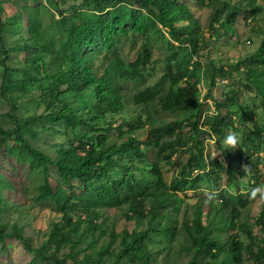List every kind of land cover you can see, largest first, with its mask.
I'll return each instance as SVG.
<instances>
[{"label":"rangeland","instance_id":"374dc122","mask_svg":"<svg viewBox=\"0 0 264 264\" xmlns=\"http://www.w3.org/2000/svg\"><path fill=\"white\" fill-rule=\"evenodd\" d=\"M160 1L189 9L194 22L181 19L175 27L193 30L198 39L196 50L174 39L157 22V10L140 0L105 1L102 10L93 0H0V125L9 131L23 127L32 148L53 162L73 144L88 143L105 134L109 136L108 148L133 137L144 154L143 158L116 154L118 167L109 170L113 180H127L135 187L136 201L126 184L120 189L118 202L104 205L97 188L112 185L111 180H95L91 187L81 179L65 182L54 163L48 165V171L55 195L43 199L44 165L22 143L0 137V264H73L71 245L59 247L55 228L64 223L66 203L80 205L82 201L89 207L70 212L75 222L82 221V242L75 249L80 264L94 263L103 249L108 252L102 264H127L126 259L118 260L120 239L114 242L124 230L149 231L150 264H189L196 248L187 226L193 227L198 208L202 209L201 222L211 231L218 248L236 237L243 245V264H264V259L256 256L264 248V207L249 200L251 189L264 185V72L254 75L264 69V0ZM223 2L241 9L235 21H228L222 13L216 15ZM100 19L106 22L104 29L92 34L90 43L78 51L84 67L119 99L117 112L101 103L91 88L64 97L89 127L74 129L65 121L53 122L46 118L44 89L50 88V77L63 91L68 89L64 47L76 27ZM9 22L12 24L6 30ZM21 22L24 25L17 30L14 24ZM28 26L52 44L41 51L44 61L31 69V75L27 60L36 56L37 44ZM145 46L148 55L144 54ZM3 47L12 51L7 62L12 72L6 77L1 63ZM19 47L24 50H14ZM169 64L185 75L179 88L193 89V105L200 104L202 109L193 106L183 111H160V101L170 86L169 79L162 80ZM126 73L137 77L126 78ZM31 77L38 82H31ZM148 88L153 89L152 100L137 104L135 96ZM232 99L236 105H231ZM62 108L58 105L54 111ZM218 113L228 121L222 141L229 132L239 137L233 155L240 154L241 160L232 158L235 176L226 171L227 162L216 137L204 125ZM28 120L31 124L25 126ZM177 122L183 126L169 134L168 126ZM195 123L201 132L193 129ZM200 153L206 166L194 170L189 159ZM216 159L218 165L214 166L210 162ZM154 165L159 166L169 187L183 179L189 182L186 192H169V202L152 213L153 197H140L137 184L154 188ZM244 165L252 168L250 176L240 175ZM208 196L215 197L211 205L204 203ZM235 207L239 213L231 221L229 212ZM93 222L97 227L91 230ZM215 253L202 249L196 264L224 263L226 254ZM226 264L235 263L231 260Z\"/></svg>","mask_w":264,"mask_h":264},{"label":"trees","instance_id":"16d2710c","mask_svg":"<svg viewBox=\"0 0 264 264\" xmlns=\"http://www.w3.org/2000/svg\"><path fill=\"white\" fill-rule=\"evenodd\" d=\"M111 1V0H93L96 7L102 10L103 2ZM146 6H153L157 10V14L155 15L157 22L168 31V33L177 41L181 43H189L193 46L194 50L198 45V39L192 33L193 30L191 28H183L178 29L175 27L176 23L179 20L186 21L188 23L194 22L193 17L189 9L185 5L169 3L166 1L160 0H140ZM0 10L3 13V9L0 7ZM224 14L228 21L232 22L242 13L240 8L231 7L229 4L223 2L221 7V12L217 11L216 15ZM12 22H9L6 30L9 29V25ZM24 25V22L16 23L14 26L17 30H20ZM104 25L106 22H103V19L98 21L89 22L84 26L76 27L73 31V34L70 40L65 45V66L69 67L68 71L64 74L65 81L68 84V89L63 91L61 85L58 81L53 80L50 77V88L44 89V104L47 107L48 113L46 118L50 119L53 122H61L65 121L67 124L77 129L82 126H88V121L85 119H81L76 113L75 109L68 103V101L64 98L66 93H84L85 91L95 88L96 97L98 100L104 105L109 106L110 110H114L117 112L115 108L117 102H119L118 98H113V93L107 87H104L102 83H98L96 76L93 72H89L80 61V53L78 48L84 47L90 43L91 35L100 32L104 29ZM198 28V27H196ZM28 29L31 30V35L35 38L36 45V56L27 60L28 68L27 72L31 75V69L37 67L39 64L43 63L44 55L41 53L42 50H47L52 47V44L45 41L40 37L39 32L33 31L31 26H28ZM2 35V33H1ZM2 39V36L0 40ZM264 45V42L262 46ZM4 57L2 59V67L5 71V77L7 74L12 72V70L8 66V60L11 56V50L5 49ZM16 50H24L23 47H19L14 49ZM13 50V51H14ZM144 54L148 55L149 51L147 46L144 47ZM175 56V55H174ZM175 58V57H174ZM222 72V71H220ZM263 70H258L254 73L255 76H258ZM126 78H136L137 74L126 73ZM184 74L175 72L173 67L169 64L163 79L170 80V86L161 99L159 104L160 111L169 112V111H183L192 108L193 106H198L199 109H202V105H193V99L195 96V92L193 89H181L179 88L180 81L184 78ZM48 79V77H46ZM45 79V80H46ZM198 77L194 75V80L197 81ZM31 82H38L33 77H31ZM44 82V81H43ZM161 82V81H160ZM160 82L155 86L157 88ZM215 82H213V85ZM106 92L107 95H106ZM153 98V89L148 88L144 92L135 96L134 100L137 104H143L150 102ZM213 100V97H210ZM237 101L235 99L231 100V105H236ZM58 105H63V108L59 111H54L58 107ZM217 108H219L217 106ZM203 112V110H201ZM200 111V113H201ZM199 119L201 118V114L198 115ZM31 124L30 120L27 121L25 126H29ZM207 126L208 130L216 137L218 142V148L222 152V159L227 162L226 171L230 173L232 176H235L237 173L232 168V158L241 160V155H233V150L226 149L223 146V128L228 125L227 118L218 113L216 116L210 117L205 120L204 123ZM183 126L182 122L172 123L168 126V133L175 134L178 129ZM193 129L197 132H201L198 130V124H193ZM23 127H18L13 131L6 130L4 127L0 125V137H2L3 141L8 139H15L18 142L22 143V145L26 148V150L30 151L35 158L44 165L45 169V177L46 181L43 186V191L41 197L43 199H48L55 195L54 190L51 186L50 182V173L48 171V165L54 163L55 165L60 167V170L63 175V179L65 182H71L74 179H81L84 183H86L89 187H91L92 182L95 180L101 181L105 178L111 180L112 185H102L97 188L98 196L100 201L104 205L115 204L120 199V189L128 184L129 190L132 195L135 197V201L138 199L135 195V187L131 185L127 180H113V177L109 175V170L112 168L118 167V162L115 159L116 154H134L139 158H143V151L136 147V141L133 137H129V140L121 145H114L108 148L109 136L107 134L100 135L95 138L89 140L88 143L80 142L79 145L73 144L72 148L66 152H64L57 162H53L51 158L44 153L40 152L32 148V146L28 143L26 138L24 137ZM133 129H131V134ZM93 145L92 149H88L89 145ZM167 144V143H166ZM99 147L100 150L96 151V148ZM212 165H218L217 159L211 160ZM206 166L203 155L200 153L198 156H192L189 159V166L192 169L197 170L200 166ZM240 175L242 177H246L245 173L240 169ZM152 173L157 178V183L154 184V188H146L145 185L137 184V187L140 190V197H144L146 195H150L153 197V207L152 213L157 211L160 207L164 206L167 202H169L170 198L168 196L169 192L183 193L187 190L188 179H183L182 181L173 183L170 187L165 182L164 176L158 165H154L152 169ZM188 178V177H187ZM150 189V190H148ZM80 205H70L69 202L66 203L64 207V223L62 225H56L57 232V240H59V247L70 244L71 252L69 258L73 259V264L78 263L77 254L75 253V249L80 246L82 240L80 238L81 234V224L82 221L80 219L75 222L74 218L70 215V212L73 209H80L83 207H89V203L87 201H82L79 203ZM135 212L139 214L140 211L135 209ZM239 213V209L237 207L233 208L231 212H229V217L231 221H233L234 217ZM95 215V213L93 212ZM202 209L198 208L196 212V216L194 219L193 227H188L192 240L193 246L196 248L195 255L189 264H196L197 262V253L204 248H208L211 250H216L215 255L226 254L225 262L222 264H226L229 261L233 260L235 264H243L244 263V255H243V245L236 238H232L229 242H226L222 247H217V242L211 237V231L205 227L202 222ZM227 219V220H228ZM261 222L264 224V210L261 216ZM97 225L95 223H91V230L96 228ZM174 233V230H171ZM198 234L197 236L195 235ZM19 238H23L22 235L17 234ZM149 238V231L144 232H129L124 230L119 235L115 236L114 242L116 239H120L119 246L121 248L119 252L118 260L126 259L127 264H150L152 260V253L147 245V239ZM113 244V241H112ZM107 249H103L99 252V255L94 263L90 264H102L105 255L107 254ZM258 259H264V248L261 249L260 253L256 255Z\"/></svg>","mask_w":264,"mask_h":264},{"label":"clouds","instance_id":"9594fccd","mask_svg":"<svg viewBox=\"0 0 264 264\" xmlns=\"http://www.w3.org/2000/svg\"><path fill=\"white\" fill-rule=\"evenodd\" d=\"M224 146L226 149L234 150L239 144V137L236 133L229 132L228 135L224 138ZM242 171L246 176L252 174V168L244 165L242 166ZM249 200L255 202L257 207H264V185H257L253 187L249 193ZM215 202V197L208 196L204 203L205 205H211Z\"/></svg>","mask_w":264,"mask_h":264}]
</instances>
